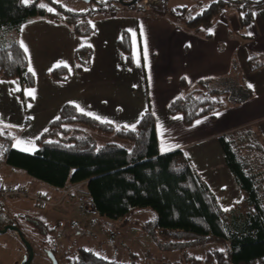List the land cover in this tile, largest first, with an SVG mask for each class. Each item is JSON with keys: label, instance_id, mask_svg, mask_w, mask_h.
Returning <instances> with one entry per match:
<instances>
[{"label": "trees", "instance_id": "trees-1", "mask_svg": "<svg viewBox=\"0 0 264 264\" xmlns=\"http://www.w3.org/2000/svg\"><path fill=\"white\" fill-rule=\"evenodd\" d=\"M48 1L51 6L41 7L43 4L38 1L28 4L23 0H0V77L19 79L23 88L35 84L27 53L16 38L25 22L46 16L69 23L79 36L92 33V9L74 11L55 0ZM142 1L130 5L138 6ZM251 1L216 0L195 16L188 17L187 7L171 10L168 16L195 33L211 38L208 31L228 7H236L242 23H249L253 18L252 12L247 10ZM176 15L183 17L182 20L172 18ZM119 44L132 64L128 32H124ZM91 53L88 47L77 50L79 71L90 65ZM249 64L252 71L263 66L257 55L250 58ZM49 75L67 80L70 72L67 67H59ZM232 81H237L238 87L245 90L242 96L233 98L230 84L228 89L220 90L210 86L211 79H204L188 89L184 80L185 93L170 102L168 111L182 114L188 125L205 116L216 118L228 106L252 96L238 78L230 83ZM142 117L133 130V127L116 126L65 104L59 117L38 139L39 148L34 153L13 146L15 136L11 129L0 130V161L25 170L31 177L56 189L84 183L92 208L111 219L128 218L139 208H153L158 215L144 224V230L150 236L159 237L163 251L184 252L178 261L162 264H264V141L256 137L252 127L219 136L227 164L244 192L241 203L224 210L184 150L161 152L154 113L148 111ZM87 129L100 135H115L130 145L100 144ZM42 200L40 197V205L44 206ZM28 220L41 234L49 231L42 221ZM13 223H17L16 219L0 209V228ZM211 244L219 247L210 246L204 258L187 252ZM85 256L80 264H139L135 260L117 262L93 252Z\"/></svg>", "mask_w": 264, "mask_h": 264}, {"label": "crops", "instance_id": "crops-1", "mask_svg": "<svg viewBox=\"0 0 264 264\" xmlns=\"http://www.w3.org/2000/svg\"><path fill=\"white\" fill-rule=\"evenodd\" d=\"M250 5L247 10L253 18L249 23H242L236 7H228L208 31L211 38L174 22L162 11L129 5L93 12L95 16L91 13L92 33L86 36H79L64 21L34 17L22 25L16 38L24 50L27 48L35 84L23 88L19 79L0 77V130L11 129L13 146L34 153L39 148L38 139L65 104L127 127L135 126L152 111L161 152L184 150L222 209L233 208L242 202L244 192L227 164L219 136L252 127L264 141V1L257 7ZM124 32L130 35L132 64L119 44ZM84 47L90 48L92 55L90 65L81 72L76 52ZM253 55L263 63L256 71L249 64ZM59 67H67L69 79L49 75ZM237 78L252 96L228 106L216 118L205 116L188 125L182 114L168 111L170 102L185 93L184 80L188 89L200 80L211 79L210 86L226 90L230 80ZM18 140L24 143L17 145ZM105 143L113 142L104 139ZM0 183L26 187L43 199L44 206L54 203L59 191L1 161ZM33 201L43 206L41 201ZM55 251L56 247L42 248L40 254L49 257Z\"/></svg>", "mask_w": 264, "mask_h": 264}, {"label": "rangeland", "instance_id": "rangeland-1", "mask_svg": "<svg viewBox=\"0 0 264 264\" xmlns=\"http://www.w3.org/2000/svg\"><path fill=\"white\" fill-rule=\"evenodd\" d=\"M23 1L25 3V0ZM34 1L47 6L52 5L48 0H28L27 3ZM55 1L69 9L81 12H89L93 6H96L99 9L97 14L103 13L108 7H113L116 10L125 7L121 0ZM213 1L216 0H165V2L164 0H148L147 2L144 0L138 6L129 5V7L144 9L143 3L151 10H164L163 13L166 15H169L171 10L187 7L190 10L188 17H191L206 9ZM254 1L257 0H252L250 3L254 4L253 7H257ZM97 14L93 13L92 16ZM172 18L179 21L183 17L176 15ZM12 37H15V34H12ZM229 84L233 98L240 97L245 92L244 89L238 87L237 81H232ZM86 131L92 134L100 144H103L105 139L107 142L130 145L115 135L101 134L98 136L100 134L94 133L90 129ZM256 137L262 142L260 135L256 134ZM58 190L55 192L56 197H53L54 203L52 202L49 206H41L42 208L37 204L34 205L33 200L36 196L33 191L25 198L6 199V201L14 200L12 205H0V209L15 217L26 238L32 243L35 251L31 264H80L79 262L85 259V254L89 252L117 262L130 263L135 260L139 264L174 262L183 256V251H163L160 247L159 237L150 236L144 230V224L154 220L158 215L153 208H139L128 218L111 219L98 214L92 208L90 200L85 199L84 183L68 184ZM65 190L70 191L68 196H66ZM62 202H65L64 205ZM28 219L42 221L48 225L49 231L41 234L34 229L32 221L30 222ZM210 246L212 248L219 247L217 244H211L191 248L187 252L191 255L195 254L198 258H204ZM49 247L57 248L54 256L46 257L40 254L42 248L45 250ZM27 253L28 250L22 239L13 230L0 232V264H20ZM39 255H42L43 259H39Z\"/></svg>", "mask_w": 264, "mask_h": 264}, {"label": "built area", "instance_id": "built-area-1", "mask_svg": "<svg viewBox=\"0 0 264 264\" xmlns=\"http://www.w3.org/2000/svg\"><path fill=\"white\" fill-rule=\"evenodd\" d=\"M147 1L148 0H145V2H147ZM142 6H143V8L145 10L149 9L148 7H146V4L144 5L142 3ZM113 9H114L113 7L112 8L108 7L109 11H112ZM98 10L99 9L96 6H94L92 8V11H94V12H96ZM65 194H66V196H68L70 194V191L69 190H65ZM29 195H30V191L26 187H24L22 185L10 186V185H7V184H1L0 183V202H4V201H6V199L13 198V197H16V198L24 197L25 198V197H28ZM84 196H85L86 200H90V194H89V192L87 190H85ZM35 200L40 201V197L37 196L35 198ZM89 206H90V204H89ZM85 207H86V205H85Z\"/></svg>", "mask_w": 264, "mask_h": 264}, {"label": "water", "instance_id": "water-1", "mask_svg": "<svg viewBox=\"0 0 264 264\" xmlns=\"http://www.w3.org/2000/svg\"><path fill=\"white\" fill-rule=\"evenodd\" d=\"M85 2H90L91 0H83ZM137 2V0H132L129 3L124 2V0H121V3L123 5H130V4H135ZM8 230H13L15 231L20 238L22 239L23 243L25 244L28 253L24 256L23 260L21 261L20 264H31L33 259H34V247L32 245V243L26 238V236L23 234L22 229L19 227V225L17 223H13V224H7L4 226V228H0V232H6ZM54 256L53 254L50 253V257Z\"/></svg>", "mask_w": 264, "mask_h": 264}, {"label": "snow or ice", "instance_id": "snow-or-ice-1", "mask_svg": "<svg viewBox=\"0 0 264 264\" xmlns=\"http://www.w3.org/2000/svg\"><path fill=\"white\" fill-rule=\"evenodd\" d=\"M28 2V0H25V3H27ZM41 7H45V5H40ZM49 11H52V9L51 8H49L48 9ZM209 31H211V30H209ZM22 47H23V45H22ZM25 51H27V48H25ZM29 71H32V69L30 68L29 69ZM249 87H251V85H249ZM28 95H30V96H34V93L33 92H28ZM141 118H143V117H141ZM199 123V122H198ZM133 130H134V126H133ZM24 142L23 141H20V140H18L17 141V145H20V144H23ZM30 143V142H29Z\"/></svg>", "mask_w": 264, "mask_h": 264}, {"label": "flooded vegetation", "instance_id": "flooded-vegetation-1", "mask_svg": "<svg viewBox=\"0 0 264 264\" xmlns=\"http://www.w3.org/2000/svg\"><path fill=\"white\" fill-rule=\"evenodd\" d=\"M138 1H139V0H137L136 3H138ZM124 2L129 3V2H131V0H124Z\"/></svg>", "mask_w": 264, "mask_h": 264}]
</instances>
